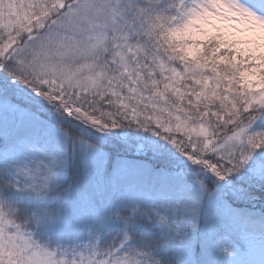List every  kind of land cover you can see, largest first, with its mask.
<instances>
[{
    "label": "snow or ice",
    "instance_id": "6c2138e0",
    "mask_svg": "<svg viewBox=\"0 0 264 264\" xmlns=\"http://www.w3.org/2000/svg\"><path fill=\"white\" fill-rule=\"evenodd\" d=\"M0 264H264V0H0Z\"/></svg>",
    "mask_w": 264,
    "mask_h": 264
}]
</instances>
